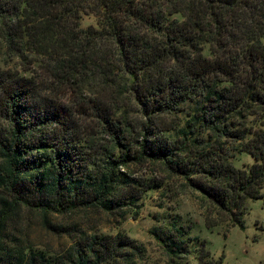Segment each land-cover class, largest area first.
<instances>
[{
  "label": "trees",
  "instance_id": "obj_1",
  "mask_svg": "<svg viewBox=\"0 0 264 264\" xmlns=\"http://www.w3.org/2000/svg\"><path fill=\"white\" fill-rule=\"evenodd\" d=\"M188 191L229 227L264 200V0H0V264H140L136 240L49 216L119 225ZM34 216L68 242L29 241ZM152 235L223 264L180 216Z\"/></svg>",
  "mask_w": 264,
  "mask_h": 264
},
{
  "label": "rangeland",
  "instance_id": "obj_2",
  "mask_svg": "<svg viewBox=\"0 0 264 264\" xmlns=\"http://www.w3.org/2000/svg\"><path fill=\"white\" fill-rule=\"evenodd\" d=\"M245 161L250 162V159ZM246 207L243 228L229 227L227 223L218 221L216 213L201 201L200 195L190 191L176 195L168 202L162 199L160 193H155L137 221L128 219L119 225L112 217L90 211L49 216V221L54 225L81 226L91 234H124L145 249V257L140 264H176L152 234H162L170 227L172 219L180 216L183 231L198 238L199 252L207 251L215 258L222 257L223 264H264V200L248 202ZM217 221L215 227L210 226ZM22 228L35 245L59 250L68 242L47 232L38 216L31 217L29 222L24 221ZM178 264L197 262L193 256L186 255Z\"/></svg>",
  "mask_w": 264,
  "mask_h": 264
}]
</instances>
